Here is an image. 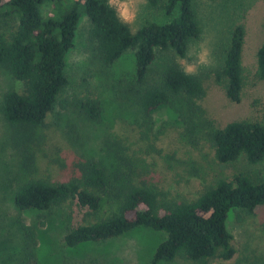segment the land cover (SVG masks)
Listing matches in <instances>:
<instances>
[{"label":"trees","instance_id":"16d2710c","mask_svg":"<svg viewBox=\"0 0 264 264\" xmlns=\"http://www.w3.org/2000/svg\"><path fill=\"white\" fill-rule=\"evenodd\" d=\"M147 1L150 7L164 9L170 19L149 21L136 31L109 0H4L0 5V21L17 15V24L0 33V67L23 83L21 90L5 91L0 106L19 166L0 171V264H42L40 228L24 220L29 210L67 207L72 217L81 213L66 228L63 242L69 249L146 227L166 235L151 264L177 258L208 264L213 259L229 260L237 251L228 226L230 213H251L264 205V178L246 172L232 179L217 175L196 198L167 189L156 177V155H162L163 149L153 132L155 108H172L183 124L181 140L196 151L208 145L213 153L211 159L207 154L195 159L192 150L186 157H177L176 151L162 155L171 168L177 163L216 169L217 164L241 156L259 162L264 158V120H234L218 126L207 116L201 104L206 95L203 78L185 74L176 60L187 55L190 43L202 32L196 0ZM83 13L90 20L95 57L105 67H112L126 51H135L133 73L129 80L119 79V95L136 107L139 117L133 136L111 132L105 137L106 157H88L76 164L79 169L69 178L56 179L41 175L36 147L45 138L49 113L59 102L67 107L68 102L60 100L69 84L67 55ZM245 37V25L237 24L217 70L218 82L235 102L241 100L244 86ZM166 53L174 56L157 78L151 77L153 64ZM257 77L264 80V41L257 51ZM98 102L86 96L75 105L88 119L97 120ZM197 174L202 176L201 171ZM104 203L108 204L105 211ZM87 252L62 264H105L100 255Z\"/></svg>","mask_w":264,"mask_h":264},{"label":"rangeland","instance_id":"374dc122","mask_svg":"<svg viewBox=\"0 0 264 264\" xmlns=\"http://www.w3.org/2000/svg\"><path fill=\"white\" fill-rule=\"evenodd\" d=\"M4 0L0 1V5ZM119 12L127 6L132 15L127 22L136 31L149 21L169 20L162 8L150 7L147 0H113ZM196 11L201 24L200 36L190 43L187 55L176 60L185 69L192 66L203 78L206 95L201 100L208 117L216 125L224 126L234 120H264V80L257 77V51L264 41V0H196ZM239 23L246 27L243 48L244 86L239 102L228 98L223 85L217 80V70L222 66L231 30ZM17 24V15H8L0 21V33H7ZM90 20L83 13L77 27L74 46L67 55L69 84L60 100L67 101L64 108L59 102L49 113L43 127L45 138L36 147L41 175L50 174L56 179H67L76 171V164L88 157H106L104 139L111 132L132 135L139 117L136 107L119 95V79L129 80L134 67L135 51H126L121 59L108 68L95 57L89 38ZM173 53L159 55L153 64L151 77L158 76ZM204 63H201V60ZM23 83L0 67V106L3 94L8 89L21 90ZM86 96L95 97L99 103V118L88 119L75 102ZM154 118V134L158 135V146L162 155L174 153L186 157L192 150L195 159L213 153L208 145L196 151L181 140L183 124L177 113L169 106H160L151 111ZM156 155V177L167 189L178 190L189 198H196L214 178L224 176L232 179L235 174L246 172L254 178H264V158L250 163L241 156L230 163L217 164L216 169H191L175 163L172 168L166 157ZM108 158V157H107ZM188 167V169H187ZM186 168V169H184ZM19 169L18 156L9 142V128L0 110V171ZM198 171H201L200 176ZM108 204H103V211ZM82 214L71 216L67 207L49 212L29 210L24 220L40 228L39 254L42 264H62L73 255L84 252L100 255L105 264H151L158 245L165 239L164 232L151 228H138L118 238L79 249H69L63 242L66 228L77 222ZM75 218V219H74ZM228 226L233 233V245L237 249L229 260L213 259L208 264H264V205L253 212L232 211ZM160 264H196L194 261L177 258Z\"/></svg>","mask_w":264,"mask_h":264},{"label":"clouds","instance_id":"9594fccd","mask_svg":"<svg viewBox=\"0 0 264 264\" xmlns=\"http://www.w3.org/2000/svg\"><path fill=\"white\" fill-rule=\"evenodd\" d=\"M111 3H113V0H109V4L111 5ZM120 18L125 21V22H130L131 19L133 18L132 15L129 13V10L127 8V6H125L121 11H120ZM201 63H204V60H201ZM194 71V69L192 68V66H188L187 68H185V74H188L190 72Z\"/></svg>","mask_w":264,"mask_h":264}]
</instances>
